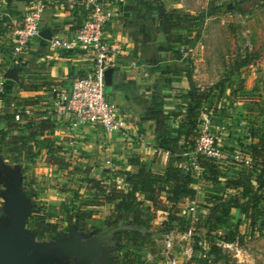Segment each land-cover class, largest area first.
<instances>
[{
  "label": "rangeland",
  "instance_id": "rangeland-1",
  "mask_svg": "<svg viewBox=\"0 0 264 264\" xmlns=\"http://www.w3.org/2000/svg\"><path fill=\"white\" fill-rule=\"evenodd\" d=\"M141 5H145L144 1ZM167 5L169 12L196 17L214 12L217 7L222 9L213 16L205 15L202 27L194 34L196 41L184 48V59L168 62L171 64L168 66L171 67L170 72L166 70L167 63L153 69V74H156L158 68H164L178 86L182 81L188 86L187 90L177 88L175 96L170 94L176 100H163L166 103L165 113L172 109L181 111L178 107L181 95L193 88L197 89L207 96L215 111L216 143L230 155H245L251 145H260L264 138V0H168ZM146 25L157 36H165L158 29V21L148 19ZM160 77L165 81L168 79L163 75ZM218 83L223 86V93L220 89L212 90ZM37 114L32 110L30 117L39 119ZM166 122L178 128L179 121L170 118ZM3 124L0 121V163L4 162L9 177L19 181L23 193L29 199L32 206L30 219L33 216L48 219L58 230L55 239L33 238L31 251L42 245L59 243L60 247L52 246L47 251L53 256V264H113L128 249L140 256L143 264H171L174 259L177 264H264V201L261 204L263 216L254 231L251 224L244 222L238 210L231 211L232 218L224 221L220 232L215 234L214 242L222 249L217 255L210 253V242L204 239L205 248L199 250L197 246L201 245V239H189L180 233L181 225L173 224L172 230L166 233L170 237L162 233L150 234L149 226L134 223L131 215L125 219L121 215L115 216L109 206L103 207L89 224L80 227L69 224L64 218L65 208L70 206V209H75L73 196L80 191L83 195L86 193L77 178L83 173H64L60 177L51 175L50 166L45 163L46 152L35 160L29 158L26 150L28 145L23 144L21 135L8 133ZM200 131L194 132L191 140H196ZM12 143L19 145L18 150ZM245 169L233 162H225L219 170L228 174L242 173ZM200 175L197 198L194 202H185L181 217L198 218L209 214L204 208L208 205L207 196H215L219 187ZM5 176L4 171L0 170V207L3 211L0 213V223L3 226L10 222L5 211L8 204ZM190 207H195L196 212H192ZM140 216L142 221H148L147 212L142 211ZM116 217L117 225L108 228L106 219L116 220ZM151 217L148 221L150 225H160L166 220V215L161 212L154 217L151 214ZM133 227L143 233L141 238L128 232ZM231 230L239 231L243 242L226 244L220 239ZM182 234L185 239H182ZM133 237L140 240L132 241ZM167 238L171 241V248L167 246ZM190 248L193 249L192 255L187 252Z\"/></svg>",
  "mask_w": 264,
  "mask_h": 264
},
{
  "label": "trees",
  "instance_id": "trees-1",
  "mask_svg": "<svg viewBox=\"0 0 264 264\" xmlns=\"http://www.w3.org/2000/svg\"><path fill=\"white\" fill-rule=\"evenodd\" d=\"M142 1L145 5L143 7L136 6L134 15L140 20L146 19L147 21L154 18L158 20V29L165 35V41L158 45V51L170 53L174 62L182 61L185 57L184 48L196 41L194 34L202 27L205 15L213 16L216 11L222 9L217 7L214 12L210 11L196 17L185 13L169 12L164 0H139V2ZM146 21L140 22L145 39L150 43L151 31L147 30ZM166 70L170 72L171 67L167 66ZM122 82L118 85L120 89L134 95L136 92L135 83L125 81V79ZM20 85L25 88L22 83ZM31 89L38 90L37 87H31ZM218 89L223 93L224 88L219 83L212 87V90ZM2 97L4 99L3 107L12 105L9 101L12 99L11 96L4 94ZM134 98L136 102L144 106L145 112L141 121L156 124L157 145L163 150L171 152L168 166L163 173L149 168L143 157L133 155L126 163H122L121 167L118 166L113 174H110L109 171L108 175L97 177L92 174L90 168L81 171L72 167L68 162L67 152L52 137L58 127L57 119L41 118L37 120L22 114L23 120L27 124L24 128L15 120L16 114H21L19 109H16L14 114L3 117L7 121L6 131L8 133L17 131L21 135L23 144L28 145L26 150L29 158L35 160L43 152H46L45 161L49 166L57 167L67 174L83 173L77 178H79L81 186L86 189V193L83 195L80 191L73 196L75 209H70V206L65 208L64 218L67 222L78 227L89 224L103 207L109 206L115 216L121 215L125 219L131 215L134 223L139 222L141 225L149 226L150 234L162 233L165 235L172 230L175 223L182 226L179 230L180 233L192 229V239H201V245L197 248L199 250L205 248L202 242L204 239L206 242H210L209 250L213 255L222 252V249L214 242L215 234L220 232L224 221L232 218L231 211L233 209L238 210L244 222L251 224L254 231L256 224L263 216L261 204L264 201V138L260 145L250 146L245 156L251 158L252 164L242 173H222L219 170L222 164L205 157L198 159L199 169L197 171H185L182 166L187 159L182 155L190 153L197 147L199 136L196 140H191V136L194 132L199 133L203 107L211 108L212 106L207 96L193 88L179 98L178 107L181 108V111L172 109L168 113H165L164 97H153L151 102L142 100L136 95ZM16 103V107L31 105L29 100L16 99ZM170 118L179 121L178 128H173L166 122ZM26 131L28 133H25ZM5 134L6 132H4ZM9 144L7 143V145ZM12 146L17 148L16 150L19 148V145L15 143H12ZM128 167L131 169L128 170ZM198 175L219 187L218 191L214 193L215 196H207L208 205H205L204 208H207L209 214L198 218L181 217V209L185 206V202H194L197 198V186L201 183ZM120 182L124 185L121 189L118 185ZM1 211L0 207V213ZM142 211L147 212L148 221L152 219L151 214L154 217L160 212L166 215V220L160 225H150L148 221H142V216H140ZM117 220V217L116 220L108 218L105 224L108 228H112L117 225ZM28 228L36 239H55L58 236L57 228L48 219L33 216L29 220ZM128 232L133 236L138 235L140 238L143 236V233L135 227ZM220 239L226 244H239L244 240L237 230L228 231ZM131 240L137 242L140 239L133 237ZM140 258L128 249L113 264H143L144 261H141Z\"/></svg>",
  "mask_w": 264,
  "mask_h": 264
},
{
  "label": "crops",
  "instance_id": "crops-1",
  "mask_svg": "<svg viewBox=\"0 0 264 264\" xmlns=\"http://www.w3.org/2000/svg\"><path fill=\"white\" fill-rule=\"evenodd\" d=\"M38 1H42L46 7L41 23L42 31L50 29L52 38H74L89 13L81 0L73 7L68 0H0V81L3 80L5 83L3 89L0 87V121L5 126L7 125L3 118L5 115L14 114L16 109L22 111L24 108L36 111L39 119L56 120L53 103L57 95L68 91L75 80L86 77L93 66L87 54L54 49L51 40L42 37L36 39L29 50L21 56L12 55L9 48L12 31L23 24L25 15ZM100 1L114 12V20L107 27V38L121 48L113 86L107 88V97L130 121L131 136L111 135L100 127H88L72 132L66 124L56 120L58 127L52 137L67 152V160L72 167L81 171L90 168L92 174L97 177L108 175V161L117 168L133 155L143 157L149 168L163 173L170 157L165 154L167 150H161L162 148L157 145L156 124L141 121L145 112L144 106L134 100V95L150 102L153 97H164L165 100L171 101L176 99L170 94L175 96L177 88L187 90L188 86L186 87L183 81L178 86L164 68L160 69L163 64L167 63V66H170L168 62L174 61L170 53L158 51V45L165 41V36H157L149 26L147 30L151 31L152 38L150 43L146 41L140 22H145L146 19L140 20L134 15V8L138 5L143 7L142 2ZM167 1L164 0L166 4ZM153 20L158 21L156 18ZM133 63H137V66ZM155 66L160 68L153 74ZM158 74L168 78L167 81L162 80ZM124 79L135 83L134 95L122 91L118 86ZM20 83L25 88H22ZM31 87H37L38 90L34 91ZM4 94L11 96L12 99H9L11 106L3 107ZM16 99L29 100L31 105L16 107ZM21 125L26 127L24 121ZM13 132L18 133L17 131L10 133ZM154 149H159V152L155 153ZM46 165L49 166L47 163ZM130 169L128 167V170ZM49 171L51 175L57 174L59 177L66 173L54 166H50Z\"/></svg>",
  "mask_w": 264,
  "mask_h": 264
},
{
  "label": "built area",
  "instance_id": "built-area-1",
  "mask_svg": "<svg viewBox=\"0 0 264 264\" xmlns=\"http://www.w3.org/2000/svg\"><path fill=\"white\" fill-rule=\"evenodd\" d=\"M68 1L73 7L79 0ZM81 1L87 6L89 13L82 21L75 37L70 39L52 38L51 45L54 49L85 53L90 57L93 66L86 77L75 80L68 91L57 95L53 103V114L72 132L88 127H100L108 134L130 137L132 133L130 121L118 111L116 105L107 97L108 87L105 74L108 69L117 68L121 53V48L107 38V27L114 20V12L100 0ZM45 8L42 1L35 3L25 15L23 24L12 31L9 48L13 56L19 57L24 54L33 42L41 37V23ZM133 65L137 66V63H133ZM4 85V81L1 80V89ZM22 114L30 117L32 111L30 108H24L21 114H16V122L24 121ZM215 126V111L204 106L200 117L201 131L197 147L190 153L182 155L187 159L183 163V169L197 171L200 157L213 159L220 164L233 162L245 168L251 167L250 157L240 153L230 155L223 150L220 144L216 143ZM146 150H148L147 147ZM154 152L158 153L159 149H154ZM165 154L167 157L171 156L169 150L165 151ZM108 165L110 174H113L116 170L115 165L110 161H108ZM118 185L120 189L124 187V185ZM190 210L196 212L195 207H190ZM183 234L191 239L193 230L190 229ZM184 235L182 239H185ZM166 243L171 248L172 244L169 238ZM187 252L192 255L193 249L190 248ZM171 264H177L176 260H172Z\"/></svg>",
  "mask_w": 264,
  "mask_h": 264
},
{
  "label": "water",
  "instance_id": "water-1",
  "mask_svg": "<svg viewBox=\"0 0 264 264\" xmlns=\"http://www.w3.org/2000/svg\"><path fill=\"white\" fill-rule=\"evenodd\" d=\"M40 36L45 40L52 39L50 29H44ZM114 73V68L106 71L107 87L113 86ZM0 170L6 175L8 204L5 211L10 219L7 226L0 223V264H53V256L48 253V250L52 246L60 247L61 245L59 243L42 245L31 251L33 238H35L28 228L32 211L31 203L23 193L19 181L15 177H9L4 162L0 163ZM40 253L44 255L40 257Z\"/></svg>",
  "mask_w": 264,
  "mask_h": 264
},
{
  "label": "flooded vegetation",
  "instance_id": "flooded-vegetation-1",
  "mask_svg": "<svg viewBox=\"0 0 264 264\" xmlns=\"http://www.w3.org/2000/svg\"><path fill=\"white\" fill-rule=\"evenodd\" d=\"M42 255H44V253H40V257H41ZM40 259H42V258H40Z\"/></svg>",
  "mask_w": 264,
  "mask_h": 264
}]
</instances>
